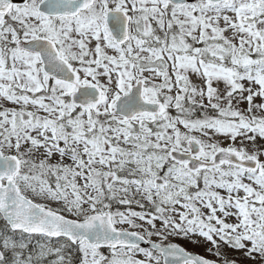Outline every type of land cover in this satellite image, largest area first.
Wrapping results in <instances>:
<instances>
[{
  "label": "snow or ice",
  "instance_id": "1",
  "mask_svg": "<svg viewBox=\"0 0 264 264\" xmlns=\"http://www.w3.org/2000/svg\"><path fill=\"white\" fill-rule=\"evenodd\" d=\"M0 264H264V0H0Z\"/></svg>",
  "mask_w": 264,
  "mask_h": 264
},
{
  "label": "rangeland",
  "instance_id": "2",
  "mask_svg": "<svg viewBox=\"0 0 264 264\" xmlns=\"http://www.w3.org/2000/svg\"><path fill=\"white\" fill-rule=\"evenodd\" d=\"M192 250H196V251H198V252H199V251H202L201 249H192Z\"/></svg>",
  "mask_w": 264,
  "mask_h": 264
},
{
  "label": "water",
  "instance_id": "3",
  "mask_svg": "<svg viewBox=\"0 0 264 264\" xmlns=\"http://www.w3.org/2000/svg\"><path fill=\"white\" fill-rule=\"evenodd\" d=\"M144 246H147V245H144Z\"/></svg>",
  "mask_w": 264,
  "mask_h": 264
}]
</instances>
